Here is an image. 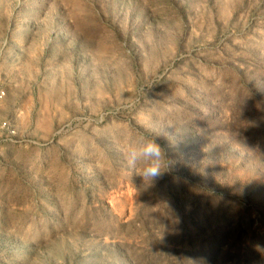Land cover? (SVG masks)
<instances>
[{"label": "rangeland", "instance_id": "1", "mask_svg": "<svg viewBox=\"0 0 264 264\" xmlns=\"http://www.w3.org/2000/svg\"><path fill=\"white\" fill-rule=\"evenodd\" d=\"M1 122L0 264H264V0H0Z\"/></svg>", "mask_w": 264, "mask_h": 264}, {"label": "clouds", "instance_id": "2", "mask_svg": "<svg viewBox=\"0 0 264 264\" xmlns=\"http://www.w3.org/2000/svg\"><path fill=\"white\" fill-rule=\"evenodd\" d=\"M126 163L138 170V175L149 186L169 171L172 161L155 137L145 138L139 144L129 143L125 151Z\"/></svg>", "mask_w": 264, "mask_h": 264}, {"label": "built area", "instance_id": "3", "mask_svg": "<svg viewBox=\"0 0 264 264\" xmlns=\"http://www.w3.org/2000/svg\"><path fill=\"white\" fill-rule=\"evenodd\" d=\"M3 95V92H1V96ZM0 131L4 132L6 135H12L13 131L11 130L10 125L8 122H1L0 123Z\"/></svg>", "mask_w": 264, "mask_h": 264}]
</instances>
